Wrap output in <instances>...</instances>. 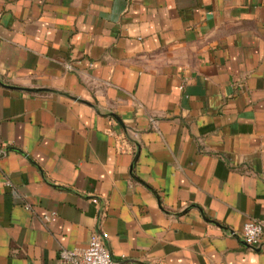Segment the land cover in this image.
<instances>
[{"label":"crops","instance_id":"1","mask_svg":"<svg viewBox=\"0 0 264 264\" xmlns=\"http://www.w3.org/2000/svg\"><path fill=\"white\" fill-rule=\"evenodd\" d=\"M250 221L264 0H0V264H264Z\"/></svg>","mask_w":264,"mask_h":264},{"label":"built area","instance_id":"2","mask_svg":"<svg viewBox=\"0 0 264 264\" xmlns=\"http://www.w3.org/2000/svg\"><path fill=\"white\" fill-rule=\"evenodd\" d=\"M9 185V182L6 183ZM243 240L251 248H258L264 239V222L250 221L243 228ZM108 234L95 233L86 249L83 251H65L62 259L68 264H123L114 260L106 245Z\"/></svg>","mask_w":264,"mask_h":264}]
</instances>
